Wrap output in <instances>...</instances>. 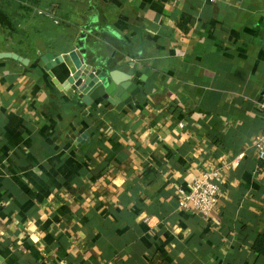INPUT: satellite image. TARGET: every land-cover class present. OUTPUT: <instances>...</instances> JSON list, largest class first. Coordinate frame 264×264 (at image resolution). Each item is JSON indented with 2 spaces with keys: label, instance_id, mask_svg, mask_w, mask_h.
Segmentation results:
<instances>
[{
  "label": "crops",
  "instance_id": "1",
  "mask_svg": "<svg viewBox=\"0 0 264 264\" xmlns=\"http://www.w3.org/2000/svg\"><path fill=\"white\" fill-rule=\"evenodd\" d=\"M83 36L131 104L45 69ZM0 53V264H264V0H0ZM229 164L213 217L180 207Z\"/></svg>",
  "mask_w": 264,
  "mask_h": 264
},
{
  "label": "water",
  "instance_id": "2",
  "mask_svg": "<svg viewBox=\"0 0 264 264\" xmlns=\"http://www.w3.org/2000/svg\"><path fill=\"white\" fill-rule=\"evenodd\" d=\"M84 39L83 36L76 54L42 56L41 61L45 69L50 71L63 64L69 65L73 75L71 82L75 84L76 93L88 105L99 100H106L115 106L131 104L141 91L135 78L137 75L135 64L128 63L115 71H110L108 67L95 62L89 64L85 60ZM0 59H14L28 64L24 58L13 53H0Z\"/></svg>",
  "mask_w": 264,
  "mask_h": 264
},
{
  "label": "built area",
  "instance_id": "3",
  "mask_svg": "<svg viewBox=\"0 0 264 264\" xmlns=\"http://www.w3.org/2000/svg\"><path fill=\"white\" fill-rule=\"evenodd\" d=\"M259 110L264 116V102L260 103ZM180 127L183 128L184 125L181 124ZM254 149L259 157L264 160V132L256 136ZM228 166L230 164L203 170L194 179L189 190L179 189L180 207L190 214L200 215L206 219L213 217L218 211L224 194V173Z\"/></svg>",
  "mask_w": 264,
  "mask_h": 264
},
{
  "label": "trees",
  "instance_id": "4",
  "mask_svg": "<svg viewBox=\"0 0 264 264\" xmlns=\"http://www.w3.org/2000/svg\"><path fill=\"white\" fill-rule=\"evenodd\" d=\"M29 1L32 2V0H29ZM254 249L257 253L264 256V235L257 241Z\"/></svg>",
  "mask_w": 264,
  "mask_h": 264
}]
</instances>
